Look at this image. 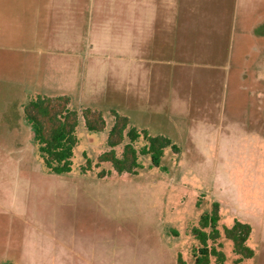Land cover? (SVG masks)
Wrapping results in <instances>:
<instances>
[{"label": "rangeland", "instance_id": "1", "mask_svg": "<svg viewBox=\"0 0 264 264\" xmlns=\"http://www.w3.org/2000/svg\"><path fill=\"white\" fill-rule=\"evenodd\" d=\"M88 1L98 24L80 78L45 70L39 0H0V264H194L192 229L214 203L222 233L236 220L252 226L255 256L237 264H264V0ZM132 4L136 34L143 10L157 34L147 59L141 42L127 54ZM37 96H67L79 114L68 175H49L39 158L24 114ZM86 109L104 131L86 129ZM115 112L178 145L165 151L167 171L148 157L137 175L99 164ZM219 241L236 264L233 243Z\"/></svg>", "mask_w": 264, "mask_h": 264}, {"label": "trees", "instance_id": "2", "mask_svg": "<svg viewBox=\"0 0 264 264\" xmlns=\"http://www.w3.org/2000/svg\"><path fill=\"white\" fill-rule=\"evenodd\" d=\"M70 98L41 97L31 99L24 107L26 121L34 132V144L46 172L49 175H68L73 171L75 150L79 145L78 127L81 124L79 114L71 109ZM115 123L107 139L108 151L98 158L100 163H110L118 174L137 175L144 168L141 157H148L151 165L167 171L163 165L165 151L171 148L175 153L180 151L178 145L166 136H152L147 130L139 131L130 127L129 118L115 112ZM86 129L89 132H102L106 128L104 117L91 109L83 115ZM143 140V141H142ZM143 143V144H142ZM142 144L140 148L137 145ZM124 145L119 155L117 148ZM98 164V165H99ZM92 169L89 160L82 166L81 172ZM106 172L100 174L105 177ZM211 213L203 214L199 227L192 229L193 236L200 242L194 250V264H226V255L220 239L224 236L233 243L234 253L238 256L236 264L255 256L248 246L252 226L236 220L232 228L220 230L219 203L213 204ZM179 264H187L179 258Z\"/></svg>", "mask_w": 264, "mask_h": 264}, {"label": "crops", "instance_id": "3", "mask_svg": "<svg viewBox=\"0 0 264 264\" xmlns=\"http://www.w3.org/2000/svg\"><path fill=\"white\" fill-rule=\"evenodd\" d=\"M39 1L41 2L40 13L43 12L45 14L43 16L39 15L38 17L39 24H37L36 29H38L39 40L36 41V44L40 46V52L42 51L39 56H46L45 52L47 53L48 69L45 68V70L62 75L75 71L76 76L81 78V74H79L80 68L82 67L81 61L85 58L93 57L92 52L88 53L92 56H88V54L85 55L84 49L87 40L88 28L93 26L92 28L97 29V3L95 2V5L93 6L90 4L92 2L88 0ZM134 10V4L131 5V8H129V6L127 7V14L130 13L128 17L131 21L129 22L130 27H128L129 33L127 35V54L135 59V44L141 42L143 45V51L141 52L140 57L142 55V59H147L146 56H150V42L157 34H153L152 32L154 24L152 25V20L147 15V13H149L148 10H143L145 12L143 13V21L141 23L142 34H136V18L134 19ZM93 13L94 16L92 17ZM99 29L102 30L100 26ZM94 35L95 38H97V33ZM140 38L142 41L138 40ZM98 52L99 51L94 54H97ZM71 62L73 63L71 64ZM39 64L38 66L40 68L41 65ZM40 89V91L47 93L67 92V90L59 89L57 87L46 88L43 86Z\"/></svg>", "mask_w": 264, "mask_h": 264}]
</instances>
